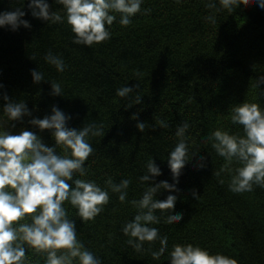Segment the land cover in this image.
<instances>
[{
	"label": "trees",
	"instance_id": "obj_1",
	"mask_svg": "<svg viewBox=\"0 0 264 264\" xmlns=\"http://www.w3.org/2000/svg\"><path fill=\"white\" fill-rule=\"evenodd\" d=\"M48 3L53 11L60 8L53 0ZM206 3L145 0L131 25L122 27L117 14L111 39L86 47L72 43L74 34L67 23L51 24L32 17L28 0H24L23 18L31 27L0 28V84L4 86L0 88V107L5 103L2 95L7 93L11 100H24L32 117L50 115L55 105L71 115L69 127L81 128L93 121L103 124L104 137L90 140L94 153L86 161L89 173L84 178L102 187L108 177L116 183L131 178L128 200L142 196L144 188L138 178L145 174L150 157L162 171L155 182H172L168 152L175 146L177 125L187 121L192 148L206 157V166L195 167L197 156L186 163L174 209L184 213L183 219L166 224L161 217L162 222L155 226L169 236L170 249L173 244L191 243L233 257L238 264H264V188L233 193L227 174H222L225 183L221 184L215 172L223 158L202 139L217 128L240 130L229 119L233 105L249 101L264 107V84L253 87L264 76V9L255 0L241 3L231 14L217 13V23L212 25L204 19L212 11ZM19 6L17 0H0V11ZM49 50L62 56L67 65L64 72L45 61ZM33 69L43 72L45 80L33 83ZM48 81L60 82L63 96L50 95ZM124 85L137 86L132 95H141L139 104L125 107L131 99L116 95ZM133 114L137 120L131 118ZM32 117L13 122L12 134L37 132L28 123ZM159 119H165L169 128L153 129ZM138 121L149 125L145 132L136 128ZM38 134L45 144L54 143L47 130ZM193 189L199 199L193 198ZM168 194L162 190L156 198L163 200ZM66 207L78 238L103 264H169L163 257L152 259L150 251L136 253L125 243L127 237L121 229L136 209L120 203L117 194H110V203L93 222L82 223L75 210ZM158 247L159 242L153 245ZM26 254L34 264H43V257L31 249Z\"/></svg>",
	"mask_w": 264,
	"mask_h": 264
},
{
	"label": "clouds",
	"instance_id": "obj_2",
	"mask_svg": "<svg viewBox=\"0 0 264 264\" xmlns=\"http://www.w3.org/2000/svg\"><path fill=\"white\" fill-rule=\"evenodd\" d=\"M53 2L60 6L56 11L51 10L48 0H28L27 8L34 18L51 24L67 23L74 34L72 43L92 47L111 39V26L116 22L117 14L122 27L131 25L133 17L141 13L145 0ZM181 2L177 0V3ZM17 3L20 6L13 11H0V28L16 31L21 26L31 27L23 18L26 15L22 10L24 0H17ZM241 3L248 5L253 0H207L206 7L212 11L204 19L215 25L217 13L226 11L231 14ZM255 3L264 9V0H255ZM143 11L146 13L149 9ZM44 59L59 73L67 68L62 56L51 50ZM30 75L33 83L45 80L44 73L38 69L31 70ZM140 75L137 71L136 76ZM48 82L50 95L63 96L60 82ZM260 84H264V76H260L253 87ZM3 87L0 84V88ZM135 87L124 85L117 89L118 97L131 99L125 107L141 102L139 93L132 95ZM2 99L5 103L0 107V264H34L26 254L29 249L43 257V264H103L102 259L78 238L75 221L69 216L66 205L75 210V216L82 223L93 222L105 211L112 193L117 194L120 203H129L136 209L133 218L121 229L127 237L125 243L136 253L150 251L152 259L163 257L169 264H238L233 257L220 252L211 253L207 248L191 243L173 244L170 249L169 236L161 234L155 226L162 222L161 217L166 224L183 219L184 213L174 209L180 198L179 177L186 163L197 156L199 162L195 167L203 169L206 166V157L198 155L199 150L192 148L187 121L177 125L176 143L168 152L172 182H155L162 171L150 157L145 164V174L138 178L144 188L142 196L138 200H128L131 178L116 183L108 177L104 187L84 178L89 173L86 161L94 153L90 140L104 137L103 124L93 121L84 123L81 128H72L68 126L71 115L55 105L50 115L37 118L32 117L24 100H11L7 93ZM25 117H32L28 123L38 131L21 130L12 134L11 129L16 127L13 122H23ZM131 118L137 120V114ZM229 119L232 125L239 126L238 132L217 128L202 137L223 158L224 163L215 175L223 184L222 174H227L228 188L233 193L264 188V107L258 102L244 101L230 108ZM169 126L165 119H159L151 127L168 129ZM148 127L146 122L136 123L141 133ZM44 130L54 138L51 146L45 144L38 134ZM162 190L170 194L159 200L156 197ZM199 195L192 190L195 200ZM157 242L159 247L153 248Z\"/></svg>",
	"mask_w": 264,
	"mask_h": 264
}]
</instances>
